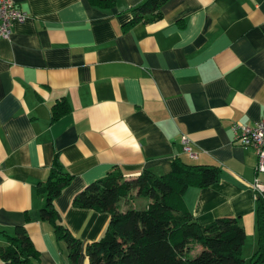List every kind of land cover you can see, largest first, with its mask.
<instances>
[{
	"label": "crops",
	"instance_id": "0c3cea01",
	"mask_svg": "<svg viewBox=\"0 0 264 264\" xmlns=\"http://www.w3.org/2000/svg\"><path fill=\"white\" fill-rule=\"evenodd\" d=\"M140 1L13 0L27 17L0 37V245L21 224L40 264H88L84 244L102 234L108 213L72 206L86 183L114 166L126 178L162 174L177 157L218 168L215 181L184 189L192 217L237 216L241 253L255 248L250 182L264 172L230 124L264 116V0H163L158 17L128 23ZM55 102L66 107L54 116ZM54 154L71 174L53 202L82 239L75 260L38 217V183ZM130 194L118 209L148 201L128 204Z\"/></svg>",
	"mask_w": 264,
	"mask_h": 264
},
{
	"label": "trees",
	"instance_id": "16d2710c",
	"mask_svg": "<svg viewBox=\"0 0 264 264\" xmlns=\"http://www.w3.org/2000/svg\"><path fill=\"white\" fill-rule=\"evenodd\" d=\"M110 1L92 0L98 4ZM162 2L141 0L132 7L128 23L158 17ZM65 107L55 102L52 114L62 113ZM217 177L215 165L189 163L177 157L162 174L142 169L126 178L114 166L86 183L74 193L72 206L108 213L102 235L84 244L88 264H264V189L262 195L256 192L255 248L248 258L241 253L245 233L237 216H217L199 224L185 206L182 193L187 186H205ZM70 179L71 174L54 154L46 177L38 183V192L43 196L38 217L49 222L55 239L65 242L68 256L75 260L81 241L62 223L53 202ZM131 190L147 198L146 204L118 209L120 197ZM6 237L7 243L0 245L1 264H40L38 251L21 224H16L13 234ZM195 244L199 249L192 253Z\"/></svg>",
	"mask_w": 264,
	"mask_h": 264
},
{
	"label": "built area",
	"instance_id": "2783aa9c",
	"mask_svg": "<svg viewBox=\"0 0 264 264\" xmlns=\"http://www.w3.org/2000/svg\"><path fill=\"white\" fill-rule=\"evenodd\" d=\"M26 17V11L15 5L13 0H0V37H7L10 34L12 21H22ZM230 128L234 142L250 146L253 149L256 157L255 173L259 171L264 172V116L255 119L251 123L232 122ZM180 141L182 149L189 156H194L195 153L191 150L187 136L181 134ZM250 185L254 188L255 193L263 194L264 182L258 180L255 175Z\"/></svg>",
	"mask_w": 264,
	"mask_h": 264
},
{
	"label": "rangeland",
	"instance_id": "374dc122",
	"mask_svg": "<svg viewBox=\"0 0 264 264\" xmlns=\"http://www.w3.org/2000/svg\"><path fill=\"white\" fill-rule=\"evenodd\" d=\"M133 192H134V191H133ZM133 192L130 194V197H132V199H129V198H128L129 200H126V199H125V200H126V202H127L128 204H131V202H132L131 205H134V206H135V205H138L139 201L142 200L143 197H138V198H136V196H135L136 194L133 193ZM124 198H126L124 195H122V196L120 197V199H121L120 202H121L122 204H124V202H125V201H124ZM143 199H144V198H143ZM101 235H102V234H101ZM78 239H80V238H78ZM95 239H96V238H95ZM244 239H245V238H244ZM80 240H82V239H80ZM248 240H249V238L247 239V242H248ZM247 244H248V243H246V244L244 245V249L242 250V254H243V255H249V256H250V254H248L249 251H250V250H249V249H250V246H249V247H246ZM198 249H199V246H198L197 244H195V245L193 246L191 252L193 253V252L197 251ZM249 256H247V258H248ZM75 259H76V258H75Z\"/></svg>",
	"mask_w": 264,
	"mask_h": 264
}]
</instances>
